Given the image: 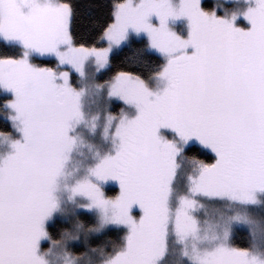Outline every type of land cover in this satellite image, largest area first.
I'll use <instances>...</instances> for the list:
<instances>
[{
  "label": "snow or ice",
  "instance_id": "snow-or-ice-1",
  "mask_svg": "<svg viewBox=\"0 0 264 264\" xmlns=\"http://www.w3.org/2000/svg\"><path fill=\"white\" fill-rule=\"evenodd\" d=\"M76 15L72 0H0V264H163L170 228L189 264H264V216L232 217L252 225L239 239L201 236L196 216L203 199L254 206L264 193V0H109L95 41L77 36ZM133 40L146 75L111 67ZM89 60L108 101L104 146L70 169L78 129L94 133L100 116L83 107ZM61 193L112 229L96 257L54 222Z\"/></svg>",
  "mask_w": 264,
  "mask_h": 264
},
{
  "label": "trees",
  "instance_id": "trees-1",
  "mask_svg": "<svg viewBox=\"0 0 264 264\" xmlns=\"http://www.w3.org/2000/svg\"><path fill=\"white\" fill-rule=\"evenodd\" d=\"M72 2L76 7L77 11L76 19L74 22V29L76 31L77 36L83 40L95 41L97 28L99 24L103 23V21L107 17L109 0H72ZM147 58L148 53L140 49L139 41L133 40L132 42H128L123 45L117 52L113 53V64L111 67H133L135 70L141 71L143 74L146 75L149 71H152L154 67L152 64L145 63V60ZM83 139L84 141H86V145L88 144L89 147H87V150L84 154H82L80 151L79 154L80 156L89 158V156L91 155L90 145L92 147H96L93 141L97 139V130L93 133L89 132L87 129V132L85 133ZM191 147L197 149V151L200 152V154L202 155L201 158L210 161L211 156L208 153H204L202 151L206 149H199V146L195 143L191 145ZM75 156L78 155L75 154ZM107 190L110 195L116 193L115 187L107 188ZM234 205L236 204H233V206ZM233 206L230 205L229 207L224 208V221H218L216 223L215 226H217L218 223L220 225V228H218L216 232H222L225 228H230L234 236L238 237L239 239L242 235H245L247 233L246 231L242 230L241 225H244L246 227L247 225L243 223L232 222L231 218L234 216L243 217L242 214L239 211L235 210V207ZM67 207L68 208L66 209L61 206L60 211L58 212L63 214L65 218V220L63 221L64 223L59 221V215H56L54 222L59 221V227L67 228L73 234L78 235L81 242L86 240L90 245L95 246L97 248V253H90L89 255L92 257H96L101 247L111 243V241L109 240V235L111 234L112 229L110 228L106 230L105 233L100 235L89 234V228H91L95 223V220L94 218H92V215L90 213L84 212L82 209L77 210V212H75L74 214V203H69ZM76 231H78V233ZM206 246V242L201 244V247ZM253 250L261 254V252H259L258 250ZM165 260H167V264H173L175 262L172 256L170 258L166 257ZM181 261L183 262V264H185V260L183 258ZM79 264H94V262L90 261L89 258L85 256L80 259Z\"/></svg>",
  "mask_w": 264,
  "mask_h": 264
},
{
  "label": "rangeland",
  "instance_id": "rangeland-1",
  "mask_svg": "<svg viewBox=\"0 0 264 264\" xmlns=\"http://www.w3.org/2000/svg\"><path fill=\"white\" fill-rule=\"evenodd\" d=\"M219 3L223 5L224 0H219ZM236 6H239V0H236ZM243 23V21H241ZM124 43L123 45H125ZM121 45V47L123 46ZM120 47V48H121ZM119 48V49H120ZM119 49L114 50L113 53L117 52ZM47 62H51V58H44ZM96 81V74H95V66L92 63L91 60H89L85 66V76L84 78L80 81V84H82L84 87L88 89L87 94L83 98V107L84 111L88 114L89 117L99 113V119L97 121V139L94 142V145L96 147H103L104 146V141L101 137V130L103 129L104 126V112L107 109L108 101L105 98V95L102 91L98 92L95 87L94 83ZM2 95V94H0ZM95 130V131H96ZM78 131L81 133V135L84 137L85 133L87 132V128L81 126ZM195 142H193L191 145H193ZM88 144L86 145V141L79 147L77 152L73 153V159L69 163L68 167L71 169L77 162L79 161H86L88 158L80 156L79 151L84 154L85 151L87 150ZM208 150V149H207ZM207 150H202L204 153H208L211 157L210 160L213 159V155L210 151ZM77 154L78 156H75ZM91 156V155H90ZM89 156V157H90ZM181 160V172L182 175L184 172H186L189 168V162L184 159L183 156L180 158ZM110 187H115L116 191L118 190L116 185L113 182H109L108 185H106V190L107 188ZM183 191V189H177L173 193V202H175V198L180 194V192ZM257 200L258 203L254 206L252 205H244V204H238L235 202H231L228 200L224 201H210L208 199H203L202 204L203 206L196 212V216L200 220L201 224V236L205 234V230H207L208 234L210 235L212 230H217L220 228L219 223L217 226L216 223L218 221H224L225 217V210L224 208L229 207L230 205L235 207V210L239 211L243 217H249V218H260L264 216V193H257ZM82 201H69L67 199V195L64 193H61V206L64 208H68L67 205L69 203H74L73 207V212H77L80 208L78 207V204L81 203ZM233 203V204H232ZM222 206V208H221ZM63 210V209H62ZM92 215V218H94L95 223L94 225L89 228L88 232L89 234L93 235H100L106 232V230L110 229L107 226H101L99 218L95 212L90 213ZM59 215V221L63 222L65 220L64 216L62 213H57ZM64 223V222H63ZM242 230L247 232V229L249 227H252L251 224L244 226L241 225ZM254 231L256 233L255 236V247L254 249L258 250L261 252L260 255L264 258V227H258L254 228ZM78 233V231H76ZM75 235V234H74ZM183 245L179 243L175 237V235L172 233L171 228L169 229V237H168V252H167V257H171L174 259L173 264H183L182 256H181V249ZM170 255V256H169ZM185 260V264H189L188 260L183 258ZM163 264H167V260L163 261Z\"/></svg>",
  "mask_w": 264,
  "mask_h": 264
},
{
  "label": "flooded vegetation",
  "instance_id": "flooded-vegetation-1",
  "mask_svg": "<svg viewBox=\"0 0 264 264\" xmlns=\"http://www.w3.org/2000/svg\"><path fill=\"white\" fill-rule=\"evenodd\" d=\"M207 150V149H206ZM210 151V150H209Z\"/></svg>",
  "mask_w": 264,
  "mask_h": 264
}]
</instances>
